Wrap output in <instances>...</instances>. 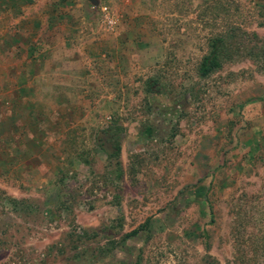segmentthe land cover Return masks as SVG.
I'll return each instance as SVG.
<instances>
[{
	"label": "rangeland",
	"instance_id": "374dc122",
	"mask_svg": "<svg viewBox=\"0 0 264 264\" xmlns=\"http://www.w3.org/2000/svg\"><path fill=\"white\" fill-rule=\"evenodd\" d=\"M231 23L264 0H0V264H264V71L197 73Z\"/></svg>",
	"mask_w": 264,
	"mask_h": 264
},
{
	"label": "trees",
	"instance_id": "16d2710c",
	"mask_svg": "<svg viewBox=\"0 0 264 264\" xmlns=\"http://www.w3.org/2000/svg\"><path fill=\"white\" fill-rule=\"evenodd\" d=\"M223 9H226V7H223ZM244 36L246 37V39H244ZM207 45V51L202 55L201 59L197 64V73L199 74V76L206 77L211 73L215 72L216 70L221 69L222 65L225 62L240 57H247L253 60V62L256 63L258 69L264 71V38L259 37L254 32H251L249 34V32H246L244 29L239 28L238 26H235L231 23V25H229L228 27L216 31V33L208 37ZM157 82L158 80L155 77L148 78L146 80V90L151 91L152 87L157 84ZM120 132L121 126L114 122L113 124H110L103 129L104 139L106 138V140L110 142L109 147H103V144L106 142V140L102 141L101 143H98L105 150L107 157L109 159L115 160L114 173L116 178H119L122 175V167L118 160L121 149ZM144 132L147 135H150L152 132V127L150 125H147L144 129ZM98 140H101V138H98ZM10 202L14 210L28 212L31 208H34V205L29 204L24 200L12 198ZM240 218L241 216H239L238 214L237 229L243 227ZM147 224L148 220H145L137 227L126 232L124 234V238L134 236L140 230L145 229L147 227ZM203 234L205 238L208 236L206 232H204ZM263 237L264 235L261 236V241L258 244L264 249V242L262 240ZM205 247L209 248V243L207 239ZM254 253L257 255L258 251L254 249ZM237 256L243 264H248L247 260H245L244 258L242 250L239 251V254Z\"/></svg>",
	"mask_w": 264,
	"mask_h": 264
}]
</instances>
